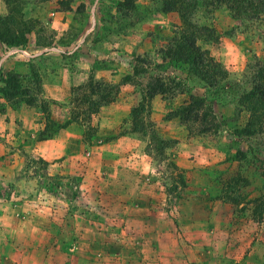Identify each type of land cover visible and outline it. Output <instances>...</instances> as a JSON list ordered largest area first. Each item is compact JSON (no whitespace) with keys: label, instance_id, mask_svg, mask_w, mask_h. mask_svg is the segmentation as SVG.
<instances>
[{"label":"rangeland","instance_id":"1","mask_svg":"<svg viewBox=\"0 0 264 264\" xmlns=\"http://www.w3.org/2000/svg\"><path fill=\"white\" fill-rule=\"evenodd\" d=\"M0 2V89L20 79L19 96L0 94L3 166L16 180L5 196L34 212L20 216L29 230L0 228V264H264V109L250 112L247 96L264 19L182 18L154 0ZM182 31L225 72L214 86L169 65ZM157 79L169 94L149 97ZM190 95L227 126L181 120ZM247 125L258 131L233 132Z\"/></svg>","mask_w":264,"mask_h":264},{"label":"trees","instance_id":"2","mask_svg":"<svg viewBox=\"0 0 264 264\" xmlns=\"http://www.w3.org/2000/svg\"><path fill=\"white\" fill-rule=\"evenodd\" d=\"M156 1V11L168 14L178 10L182 18L202 10H226L230 16L239 21H259L264 19V0H154ZM179 37L173 40L172 47L166 53L169 59V65H183L187 67L190 74L200 76L209 87L217 83V77L225 76V72L207 56L197 45L192 36L183 31L178 32ZM175 34H177L175 32ZM136 63H141L139 60ZM257 74L254 80L255 85L248 93V98L254 100L250 102V112H260L264 109V61H260ZM139 67L133 68L134 75L140 73ZM142 72L145 70H141ZM147 72V70L145 71ZM4 87L0 89V94L7 99H14L20 94V79L17 76L8 75L2 81ZM167 86L161 79H157L155 84L150 86L149 97L164 96L169 94ZM12 91V92H9ZM256 96L261 101L256 100ZM249 103V102H248ZM27 105H30L28 103ZM178 115L181 120L192 121L193 123H203L202 133H217L227 126V121L218 117L212 111L207 97L199 95H190L187 101L179 108ZM257 128L252 129L250 125L243 128H236L233 132L238 136H252Z\"/></svg>","mask_w":264,"mask_h":264},{"label":"crops","instance_id":"3","mask_svg":"<svg viewBox=\"0 0 264 264\" xmlns=\"http://www.w3.org/2000/svg\"><path fill=\"white\" fill-rule=\"evenodd\" d=\"M1 5V9H2V4L0 2ZM1 11V10H0ZM4 11H1L0 13H3ZM2 15V14H0ZM11 118L9 117V119L7 120V127L5 129L10 130V123H11ZM12 129V128H11ZM4 131V128L2 130H0V135H2ZM6 131V130H5ZM6 145L3 143H0V228L1 230H5V231H13V232H18V231H23V230H29L32 228V226L30 224H26L29 223V221H27L28 219H25V222L20 221V216L21 214L23 215L24 212H26L27 214L33 216L34 212L33 210H22L21 211V206L22 203L19 199L22 194L17 193L16 191L14 192V194L11 197H7L5 196V189L8 187L10 178L13 176L9 175V171L7 166H3L4 164V157L2 154V150ZM38 148L40 147V144L37 146ZM12 174V173H11ZM16 182V180L13 178L12 179V183ZM19 198H18V197ZM17 197V198H16ZM16 198V199H15ZM12 199V200H11ZM14 200V201H13ZM29 215H27L28 217L25 218H30V222L32 221V217ZM24 216V215H23ZM19 218V219H18ZM23 242H27V240H24ZM8 242H0V251L3 252L4 254H2V257L0 258L3 262H7L9 261L5 256V251L7 250V244ZM4 245V246H3ZM21 244L20 243H16L14 246H12V244H9L10 247V251H12V249L17 250L20 247ZM10 261L13 262V264H20V262L12 257L10 258ZM31 263H33V261H29Z\"/></svg>","mask_w":264,"mask_h":264}]
</instances>
